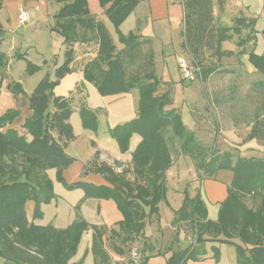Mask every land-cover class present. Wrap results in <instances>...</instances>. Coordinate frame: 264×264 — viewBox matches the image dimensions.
I'll return each mask as SVG.
<instances>
[{
  "label": "trees",
  "instance_id": "16d2710c",
  "mask_svg": "<svg viewBox=\"0 0 264 264\" xmlns=\"http://www.w3.org/2000/svg\"><path fill=\"white\" fill-rule=\"evenodd\" d=\"M59 10L53 15L56 31L65 45L64 61L55 68V79L44 75L27 98L31 114L24 120L19 134L6 128L18 116L15 109L0 114V256L17 264H78L71 261L82 232L92 230L91 252L94 264H114L104 244V236L120 240L121 244L133 242L142 235L145 220L158 215V204L166 201V171L172 163L164 130L179 141V151L194 153V133L183 125L174 109H166L170 102V91L158 95L162 81L155 68L152 42L136 33L123 34L118 29L123 20L133 11L138 0H98L103 13L118 31L122 47L117 49L104 24L97 20L88 8L87 0H56ZM226 0H215L218 10L224 12ZM183 9L180 31V50L189 62L200 68L203 77L218 71V64L202 63L210 50L215 57L231 56V50L222 49V42L237 37L243 46L254 38L255 18L232 17V25H221L214 12L213 0H181ZM0 0V9H1ZM220 16V15H219ZM264 37V28L261 31ZM3 31L0 25V41ZM96 41V52L83 65V78L91 82L101 95L122 94L133 89L139 92L137 114L130 120L109 127V135L116 140L120 152L128 150L133 134L140 141L132 152L134 180H128L124 171L115 172L106 164H94L91 170L103 175L109 185H95L83 180L67 184L61 173L75 158L65 152L67 144L74 138L69 122L70 103L67 98L53 93L58 79L71 71L76 44ZM21 57V54L19 55ZM252 67L264 75V52H248ZM211 63V62H209ZM6 68L3 52L0 51L1 74ZM39 66L29 61L26 72L38 70ZM264 88V81L259 82ZM13 96L25 94L19 82L7 85ZM85 127L95 129L96 117L91 109H80ZM264 140V132L252 129L246 139ZM197 145V144H195ZM198 146V145H197ZM197 148V149H195ZM231 171L227 195L219 204L216 220L207 218V210L199 191L190 197L183 191L181 206L175 211V221H188L193 225L194 243L171 253L165 264H187L198 261L204 255L201 245L206 241H217L234 247L236 264H264V157H237L235 161L225 154L202 165ZM54 168L57 178L69 189L79 188L86 197L111 199L122 215L115 227L92 226L84 219L71 223L66 228L38 225L28 222L25 203L34 202L33 218H41L42 204L53 198L52 182L46 170ZM258 199L257 208L248 207L244 197ZM197 245V247H196ZM115 254L122 256L123 249L111 244ZM212 257L219 258V249L212 246ZM142 259L139 264H146Z\"/></svg>",
  "mask_w": 264,
  "mask_h": 264
},
{
  "label": "rangeland",
  "instance_id": "374dc122",
  "mask_svg": "<svg viewBox=\"0 0 264 264\" xmlns=\"http://www.w3.org/2000/svg\"><path fill=\"white\" fill-rule=\"evenodd\" d=\"M87 1L91 13L106 26L115 47L120 49L122 45L119 42L118 31L103 13L99 1ZM213 3L215 6V0H213ZM20 5L25 7L29 14V21L24 25H16V17H13L15 6L10 4L4 5V15L9 19L7 22L9 30L7 28L4 40L0 41V50L3 52L6 61V68L2 71L1 77L5 79L3 82L5 85L11 81L19 82L26 94L29 95L44 75H48L52 80L56 78L54 70L63 63L66 48L61 37L56 31L51 30L53 15L60 8V4L56 0H20ZM241 13L255 18L254 34L256 43L254 51L257 54L263 53L264 37L261 31L264 28V0H226L224 12L220 16L218 15V17L221 25L231 26L232 17L239 16ZM134 27V15L131 12L123 20L118 29L126 35L128 33H135ZM237 40L235 36L225 40L221 44L222 49L234 50L236 46H239ZM96 49V41L85 42L79 44V46L76 45L74 67L71 68L70 72L58 79V83L53 89L54 95L68 98L71 108L69 122L75 135V141L67 147L66 152L70 156H76L78 161L76 165L63 169L67 170L64 174L67 181H72L75 177L76 167L80 166L79 168H81V164H87V162H89L88 165H91L90 167H93L97 163V152L94 154L90 152L92 148L90 143L92 141L96 143L97 148L95 150L99 148L103 151L102 158L106 156L121 157L122 153L116 140L110 137L108 133L109 126L123 119L129 120L137 113L139 101L137 89L122 94L101 95L94 84L83 78L79 67L91 59ZM20 54L21 57L19 56ZM180 57L189 62L187 55L177 56L174 53L165 56L162 62L161 60L159 61L161 63L157 66V74L163 83L158 87L157 94L161 95L166 90L170 91V102L167 104L166 109H174L180 115L181 121L187 130L202 132V134L198 133V137L201 138L202 143H198L195 138V144L198 146L194 144L193 147H199L198 151L194 153L179 151L178 139L171 134L169 128L164 130L165 138H170L168 148L171 150L173 158L170 175L177 182V186L168 185L167 195L171 204L175 206L180 201V198L173 195V187L185 188L188 191H199L201 189V193L204 194L207 215H209V219L216 220L219 207L217 208L215 205H212L207 199L203 191L204 178L212 176L216 180L223 182L227 180L228 176H231V172L227 169H219L213 172L211 166L204 169L202 165H205L209 160L211 161L214 156L218 158L225 154L231 156L234 160L239 155L247 153L246 150L236 151L233 147L228 150L223 149L228 144H234L238 147L245 144V141L243 142L235 132L231 131V125L238 128V132L242 134L249 127L250 132H252L253 128L264 132V88L257 86L259 82L264 81V75L257 72L246 59L244 69L247 72L239 67L241 71L239 73L214 75L209 79L211 89L207 81L208 76L203 77L201 73L197 74L194 81L183 79L179 68ZM204 58L206 60V63H202L204 68L209 66L208 64H213L214 59L217 61L216 64L220 66L231 65V63L235 64L237 60L236 57L234 59L233 54L217 58L212 55L210 50H207ZM27 61L38 65V70L32 74L27 73ZM5 91L9 93L8 90ZM215 100H217V103ZM218 100L225 101L224 103H219ZM88 106L96 117L95 129L85 127L82 123L80 109L82 107L88 108ZM220 113L224 123L219 122ZM219 128L223 132H219ZM172 138H175L177 141ZM258 141L261 143L263 140L258 139ZM84 168V171H86L88 167L84 166ZM46 175L52 182L54 196L49 203L40 206L43 215L41 218L35 220L36 224L66 228L71 223L81 219H84L92 226H100V224L105 222L107 216L104 217L103 215L101 217L100 213L98 214L97 199L86 197L84 192L79 188L69 189L64 186L58 180L57 171L54 168L47 169ZM103 178L107 182L104 176ZM126 178L134 180L132 170L128 175L126 174ZM244 201L248 207L257 208L260 205L259 200L252 198L250 195L245 196ZM165 209L162 204V215L156 224L166 230L152 233L156 235L155 242L160 247V250H164L165 247L169 246L172 253L176 251V247L179 250V248L193 244L195 240L194 229L193 225L188 221H185L186 234L189 235L188 240L182 235L178 238V242L175 241L176 230H169L168 216L163 214L165 213ZM175 217L172 220V226L177 222L175 221ZM148 218L150 219V217ZM150 228L147 225L146 231L148 233ZM139 238L140 236L136 237L133 242L123 245L119 239L111 236L110 233H106L104 244L109 253H115L111 249V244L120 246L124 251L122 261H115L110 254L114 264H134V260L138 262L142 260L139 255L141 248L139 246ZM91 240V229L82 232L73 261L79 262L78 264H94L90 249ZM218 246L220 250L219 258L221 259L219 264H236L234 247L226 244ZM133 252L137 254L135 258L133 257ZM1 259L3 258L0 256V263ZM165 259L163 255H160L159 258H156L155 262L156 264H163V262L166 263L167 261Z\"/></svg>",
  "mask_w": 264,
  "mask_h": 264
},
{
  "label": "crops",
  "instance_id": "0c3cea01",
  "mask_svg": "<svg viewBox=\"0 0 264 264\" xmlns=\"http://www.w3.org/2000/svg\"><path fill=\"white\" fill-rule=\"evenodd\" d=\"M1 4H2V6L0 9V25H1V28L3 31V37L1 40H4V36H6V31L8 28L7 22L9 20L8 18H6V15H4V5L10 4L12 6H15V9H14L15 11L13 12V17H16L17 8H18V6H20V0H5V1L1 0ZM132 12H133L134 21H135V27H134L135 31L134 32L136 34L141 35L144 38H149L152 42V48L154 50V56H155L156 72H157L158 64L164 60L165 56H167V55L169 56L172 53L176 54L177 56H181L184 54V53H182V51L180 50V47H179L180 43H181L180 31H181V28L183 25V23H182L183 9H182L181 0H138L137 5L135 6V8L133 9ZM214 12L217 16L220 15V12L218 10L217 5L214 6ZM16 25H18L17 19H16ZM53 25H54V21L51 25V30L53 28ZM8 30H9V28H8ZM61 39H62V37H61ZM255 43H256V40L254 37V38L249 39L243 46H236L234 50H231L233 52L234 59H235V57L237 58L235 64L231 63V65H225V66H220L218 64V71L210 74L207 77L208 78L207 81L209 82V79L211 77H213L214 75L239 73V71H240L239 67L244 69V67L246 65V59L248 60V52L255 50L254 49ZM76 45L79 46V44H76ZM10 47H12V45H10ZM10 47H9V49H10ZM160 60H161V62H159ZM165 62H167V60H165ZM74 63L75 62H73L71 64V68L74 67L73 66ZM216 63H217V61H216V59H214L213 64H216ZM79 68H80L81 73H82L83 65H81ZM82 76H83V74H82ZM4 81H5V79H1V84H0V114L3 113L4 111H6L7 109L12 108V109H15L18 111V116L14 119V121L11 124H8L6 127H4L3 130H5L6 128H13V129L17 130V132L19 134H25V136L27 138H29V135L26 134V130L22 128V124H23L24 120L31 114V111L27 105V98H26L27 94L24 91L25 92L24 95L19 94L17 96H13L11 91L7 87V85L11 82H16V81H11L7 85H5L3 83ZM209 85H210V82H209ZM76 86H78V85H76ZM210 88H211V85H210ZM5 90H8L9 93H7ZM64 98H66V97H64ZM224 101L225 100H222V101L218 100L219 103H224ZM215 102L217 103V100H215ZM88 108H90V107L88 106ZM136 114L137 113H135V115H133L130 119L135 117ZM124 120L127 121L128 119H123L121 121L115 122L112 125H110L109 127H112L116 124H119V122L123 123V122H125ZM219 122L224 123L223 117L221 116V113L219 114ZM230 129L232 132H235L238 135L239 139H242L243 142L245 141L244 142L245 144L243 146H240V147H238L237 145H234V144H232V145L228 144V145H226V148H223V149L228 150L229 148L233 147V148H235L236 151L237 150H239V151L240 150H243V151L246 150L247 151V153L245 155H241V156L239 155L238 157H264V140L260 143L258 141V139H256V138L246 139V137L250 133V127L247 128L248 130H246V132H243V134L241 132H238V128H236L234 125L233 126L231 125ZM218 131L223 132V130L221 128H219ZM192 132L194 133V136H195L197 142L201 144L202 141H201V138L198 137V133L202 134V132H195V131H192ZM169 139H170L169 137L166 139L168 146H169ZM74 141H75V135H74V138L67 144V146L65 148V152H66L67 147L71 143H73ZM139 141H140V136L137 134H133L129 140L128 150L124 153L121 152L122 153L121 157L106 156L105 158L104 157L102 158V156H103L102 152L103 151L100 150L99 148L97 150H95V148H97V146H96V143L94 141H92L90 143V145L92 147L90 152L93 154L95 152H97L98 158L96 160L97 161L96 164H101V163L106 164L108 166H111L115 172L125 171L126 174L128 175L132 170V162H131L132 152L134 151V149H135L136 145L139 143ZM175 141H177V140L175 139ZM170 153H171V150H170ZM74 158H75V161L71 165H69L67 168H70L71 166L77 164L78 159L76 156ZM171 158H172V153H171ZM233 161H235V159ZM172 162H173V158H172ZM88 164H89V162H87V164H81V168H79L80 166L76 167V170L74 173L75 177L72 179V181H67V179L64 177V174L66 173L67 170H62V175H63L64 181L67 184L76 182L78 180H83V181H86V182H89V183H92L95 185H109L104 180L103 176L100 173L93 172L91 170V167H90L91 165H88ZM84 166L88 167L87 170L89 172L87 170L84 171V169H85ZM171 166H172V163H171ZM171 166H170V168H171ZM170 168L166 171V201L160 202L158 204V208H159L158 215H152L151 216L152 218L150 217V219L147 218L145 220V226H144V229L142 231V235H140V238H139L140 239V243H139L140 245L139 246L141 247L140 251H139V255H140V258L147 260L146 264H153V263L156 264L155 260L157 257L159 258L160 255H163L166 258L165 259V261H166L169 258V256L171 255V249L169 246L165 247L164 250H160V247H158L156 242H155L156 235L152 234L153 232H157V231L162 232V230L163 231L166 230V229H162L158 224H156L162 215L161 214V205L162 204L166 208L164 211L165 213H163V214L168 216L169 230L170 229L176 230L175 241L178 242V240H179L178 238H180L182 235H184L186 240H188V238H189V235L186 234L187 232L185 230V226H186L185 221H178L172 226V220L175 217V211L181 206L182 199H183V191L186 189L173 187V189H172L173 193H174L173 195L179 196V198H180L179 199L180 201H178V203H176V205L173 206L171 204L169 198H168V195H167L168 185L172 184V185L177 186V184H176L177 182H176V180L173 179L174 177H172L170 175ZM231 178H232V173H231V176H228L227 180L223 181V182L216 180L215 177H212V176H208V177L204 178L205 182H204L203 191L205 192L207 199L211 202V204L215 205L217 208L219 207V204L225 199V197L227 195V186L230 183ZM131 180H133V179H131ZM199 191L201 194L200 195L201 199L205 203V201H204L205 199L203 197L204 194L201 193V189ZM187 192L190 195V197H192L193 195L196 194L197 190L196 191H188L187 190ZM89 198H91V197H89ZM95 199H97V198H95ZM97 200H98V202L96 205H97L98 214L100 213L101 217L103 215H104V217L107 216L105 222L103 224H100V226H105L106 228L115 227V223L122 219V215H121L120 211L117 209L114 201L111 199H97ZM34 206H35L34 202L31 200H28L25 203V213H26V217H27L28 222H33L34 224H36L35 223L36 219L33 218ZM154 218H155V220L153 221ZM207 218L209 219V215H207ZM147 225H149V227H151L149 233L146 231ZM222 244H224V243H219L217 241H206L200 247V249H202L203 253H204V255L201 256L202 259L198 260V261L189 260L187 262V264H219L221 259L220 258L214 259L212 257V254H213L212 253V246H215L219 249L218 245H222ZM226 245H228V244H226ZM176 246H177V244H176ZM179 249H183V248H179ZM176 250H178L177 247H176ZM111 256L113 257V259L115 261H122L123 260V256L116 255L115 253H112ZM71 261H73V258L71 259ZM11 263L15 264L12 261L1 259L0 264H11ZM164 263L165 262H163V264Z\"/></svg>",
  "mask_w": 264,
  "mask_h": 264
},
{
  "label": "built area",
  "instance_id": "2783aa9c",
  "mask_svg": "<svg viewBox=\"0 0 264 264\" xmlns=\"http://www.w3.org/2000/svg\"><path fill=\"white\" fill-rule=\"evenodd\" d=\"M16 19L18 25H24L29 21L28 10L23 6H18ZM179 68L182 72L183 79L194 81L197 77V74L200 73V68L196 65L191 64L183 57L179 58ZM137 256L136 252H133V257ZM134 264H139L137 260H134Z\"/></svg>",
  "mask_w": 264,
  "mask_h": 264
}]
</instances>
